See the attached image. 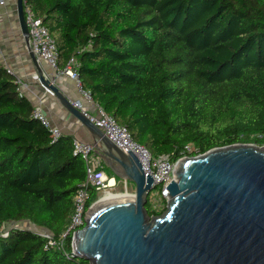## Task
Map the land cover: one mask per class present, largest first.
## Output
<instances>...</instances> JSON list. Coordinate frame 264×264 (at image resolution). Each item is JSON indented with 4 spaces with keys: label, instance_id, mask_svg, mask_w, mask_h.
<instances>
[{
    "label": "trees",
    "instance_id": "trees-1",
    "mask_svg": "<svg viewBox=\"0 0 264 264\" xmlns=\"http://www.w3.org/2000/svg\"><path fill=\"white\" fill-rule=\"evenodd\" d=\"M25 2L56 41L58 67L75 56L81 88L154 156L264 145V0ZM33 109L0 63V228L26 221L58 237L86 160ZM165 208L148 196L149 215ZM71 242L70 233L64 250L46 247L39 232L15 227L0 232V264H89Z\"/></svg>",
    "mask_w": 264,
    "mask_h": 264
},
{
    "label": "water",
    "instance_id": "water-1",
    "mask_svg": "<svg viewBox=\"0 0 264 264\" xmlns=\"http://www.w3.org/2000/svg\"><path fill=\"white\" fill-rule=\"evenodd\" d=\"M21 32L41 85L90 133L107 166L134 183L133 195L95 201L72 235V256L89 264H264V145L236 143L177 159L161 214L146 203L156 187L138 157L117 146L45 69ZM37 231L45 229L28 222ZM49 231V230H48Z\"/></svg>",
    "mask_w": 264,
    "mask_h": 264
},
{
    "label": "built area",
    "instance_id": "built-area-1",
    "mask_svg": "<svg viewBox=\"0 0 264 264\" xmlns=\"http://www.w3.org/2000/svg\"><path fill=\"white\" fill-rule=\"evenodd\" d=\"M0 4H5V0H0ZM24 15L28 26L30 45L38 59L50 67L51 75L67 74L75 80L84 97L94 106L93 113L87 111L92 121L117 146L126 152H129L130 149L138 157L145 175H148V173L152 175L154 179L153 183L156 185L155 190L152 189L148 195L152 208L159 210L166 207L167 200L169 199V189L167 186L173 179L176 161L172 160L168 154L154 156L145 145L136 142L132 138L126 126L119 124L111 114L95 103L91 95L81 88L77 58L75 56L71 57L64 68H59V50L56 41L51 36L47 26L43 23L42 18L37 16L33 8L26 4V2L24 5ZM76 104L83 108L81 103L76 102ZM33 116L50 129L55 139L62 134L58 128L52 126L46 112L40 105L34 106ZM193 148V145L189 144L186 145L184 151L191 152ZM73 151L74 153L81 154L86 160V176L74 194L73 209L63 232L58 237H55L51 231L45 229L37 230V232L46 238V247H57L64 250L67 235L70 233L73 235L77 229L84 226L86 216L95 201L100 200L107 194H112L113 197H116L133 195L135 192V189L129 188L128 180L126 179H123L124 188L120 191L115 190L117 178L109 176L106 173L105 158L93 141L86 142L74 139ZM184 156H189V154H185ZM92 190H95L98 196L95 200L89 202Z\"/></svg>",
    "mask_w": 264,
    "mask_h": 264
},
{
    "label": "crops",
    "instance_id": "crops-1",
    "mask_svg": "<svg viewBox=\"0 0 264 264\" xmlns=\"http://www.w3.org/2000/svg\"><path fill=\"white\" fill-rule=\"evenodd\" d=\"M40 62L45 69L51 71L45 62ZM0 63L14 75L15 80L19 82L20 91L31 104L40 105L44 109L53 127L74 139L93 141L87 129L41 85L21 32L16 0H5V4H0ZM56 81L64 92L81 103L86 111L94 112V106L84 97L74 79L67 74H60Z\"/></svg>",
    "mask_w": 264,
    "mask_h": 264
},
{
    "label": "rangeland",
    "instance_id": "rangeland-1",
    "mask_svg": "<svg viewBox=\"0 0 264 264\" xmlns=\"http://www.w3.org/2000/svg\"><path fill=\"white\" fill-rule=\"evenodd\" d=\"M105 170H106V173L108 175L112 172V170L110 168L105 169ZM128 186L131 189H135L134 183L132 181H130V180H128ZM123 188H124L123 179H120V180L117 179V185L115 187V190L116 191H120ZM153 190H155V188H153ZM27 223L28 222H26V221H18V222L8 221V222L4 223V225L0 228V232H7L10 229L15 228V227L30 228V226H28V225H31V224H27Z\"/></svg>",
    "mask_w": 264,
    "mask_h": 264
},
{
    "label": "bare ground",
    "instance_id": "bare-ground-1",
    "mask_svg": "<svg viewBox=\"0 0 264 264\" xmlns=\"http://www.w3.org/2000/svg\"><path fill=\"white\" fill-rule=\"evenodd\" d=\"M111 197H113L112 194H107V195H105L104 197H102V198L100 199V201H101V200H104V199H107V198H111Z\"/></svg>",
    "mask_w": 264,
    "mask_h": 264
}]
</instances>
